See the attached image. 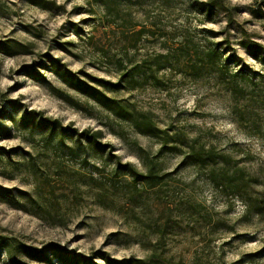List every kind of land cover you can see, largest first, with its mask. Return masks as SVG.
<instances>
[{
	"label": "rangeland",
	"instance_id": "rangeland-1",
	"mask_svg": "<svg viewBox=\"0 0 264 264\" xmlns=\"http://www.w3.org/2000/svg\"><path fill=\"white\" fill-rule=\"evenodd\" d=\"M49 1L52 8L42 9L28 0H0V41L12 38L26 46L14 55L0 52V194L2 188L14 194L24 191L40 204L32 206L22 199L25 210L0 199V234L16 246L59 245L93 258L95 264H107L103 254L123 260L145 258L154 250L183 264H264L262 215L248 210L241 197L214 187L177 153L160 150L156 139L139 133L58 80L46 53L72 71L115 81L119 71L115 61L126 41L103 26L102 11L91 15L93 0ZM200 1L209 0H147L144 9H134V20L140 22L136 28L142 23L156 31V36L144 37L129 51L130 58L142 60L168 48L174 52L186 39L188 45L199 48L214 40L223 42L227 54L264 73V65L246 47V43L258 44L264 49L260 13L264 0H218L220 5L212 7L209 18L198 10ZM163 77L164 86L145 83L110 94L138 110L150 111L160 127L199 136L229 154L258 178L254 190H262L264 104L254 105L255 100H264L256 92L263 87L259 75L255 80L260 85L255 89L240 82L247 93H254L238 103L216 75L195 78L167 69ZM235 103L248 105L252 111L254 107L255 120L240 121L233 111ZM24 110L60 119L64 127L79 132L102 130V142L114 146L113 155H91L84 162V154L70 157L58 139L47 146L39 130L17 126ZM66 142L75 145L69 139ZM34 157L38 174L31 168ZM118 163L131 164L140 172L155 163L163 168L161 174L169 176L161 186L150 189L118 172ZM100 193L107 201L96 196ZM157 224L171 232L160 241L152 232ZM13 255L21 264H62L55 257L52 262L32 261L22 249ZM0 264H15L1 248Z\"/></svg>",
	"mask_w": 264,
	"mask_h": 264
},
{
	"label": "trees",
	"instance_id": "trees-1",
	"mask_svg": "<svg viewBox=\"0 0 264 264\" xmlns=\"http://www.w3.org/2000/svg\"><path fill=\"white\" fill-rule=\"evenodd\" d=\"M28 1L42 9L52 8L53 3L49 0ZM146 1L93 0L95 9L91 10V15H95L98 10L102 11L101 23L104 24L103 26L106 25L108 31L112 32L114 37L119 35V37H124L126 41L121 55L115 61V65L119 70L115 81L95 77L84 71H72L59 58L52 57L49 53H46V60L50 62L52 71L56 73L58 80L64 85L91 99L120 121L131 124L139 133L156 139L160 144V150L177 153L182 157L184 164H189L202 172L214 187L228 194L241 197L245 201L248 210L255 209L258 214L264 217V188L262 190H254L260 183L258 178L248 174L229 154L213 145H207L199 136L190 137L182 132H177V130L160 127L150 111L138 110L131 102L110 94L111 92L117 93L124 89L133 90V88H139L145 83L164 86L166 82L163 76L168 69L195 76V78L209 74L216 75L217 80L230 90L237 103L241 98L254 93H247L240 82L245 81L249 85L252 84L251 88L255 89L256 86L260 85L255 80L256 76L259 75L263 81V87L256 92L264 96V73H257L248 64L237 60L234 54H227L222 46L224 45L222 41L214 42V40H210L206 46L200 48L193 46V48L188 45L190 43L186 39L182 44H179V49L174 52L168 48L163 52L147 54V57L142 60L130 58L129 51L132 48H136L144 37L156 36V31L148 26L145 27L142 23L141 28H136L140 25V22L134 20V9H144L143 5ZM219 5L218 0L200 1L198 10L209 18L213 14L212 7ZM260 13L264 17L262 10ZM131 23H134L133 26ZM208 32L211 33L212 30ZM212 34V36L216 35L215 32H212ZM246 45L252 51L254 57L264 65V49L258 44L251 45L246 43ZM24 49H26V46L15 39L9 38L0 41V52L4 54L14 55L24 52ZM41 65L48 67L45 62H42ZM231 66L239 67L231 70ZM34 73L39 74L37 71H34ZM64 95L60 94L61 97H70L66 94ZM263 101L258 102L255 100L254 105L259 104L261 106L264 104ZM237 103L234 104L233 111L240 121L246 119L255 120L254 107L252 111L249 110L248 105L238 106ZM6 112L4 110L3 113ZM24 112L17 126L23 127V129H30L31 131L34 129L39 130L47 146H50L58 139V145L63 147L65 153L70 155V157L79 158L81 154H84V162H87L91 155L101 154L102 157L105 153L113 155L114 146L110 143L102 142V130L86 128L79 132L75 128L64 127L60 119L44 116L41 112L35 114L25 110ZM2 119L7 118L4 117ZM66 139L73 141L75 145L68 144ZM35 159V157L32 159L31 168L33 173L38 174ZM162 169L161 166L158 167L155 163L148 164L145 172H140L131 164L121 165L118 163L117 166V171L129 174L135 184L141 183L150 189L161 186L169 176V173L161 174ZM19 196H22V198H19ZM96 196H101L103 200L107 201V198L102 193L96 194ZM0 199L16 208L23 207L21 206L22 199L31 203L32 206H40L38 200L27 192L21 191L18 194H14L13 190L8 188L1 189ZM23 208L25 209V207ZM155 229L152 232L159 235L157 241L171 233L165 228H160L158 224ZM0 248L11 257V261L15 264H21L13 255L17 249H22L23 253L32 261L37 262H52V258L55 257L62 264H95L92 260L93 258L82 257V255L67 251L55 244H49L46 248L41 249L23 244L16 246L11 238L2 234H0ZM101 257L107 264H183L182 262H173L161 257L157 250L150 252L145 258L116 260L104 254Z\"/></svg>",
	"mask_w": 264,
	"mask_h": 264
}]
</instances>
